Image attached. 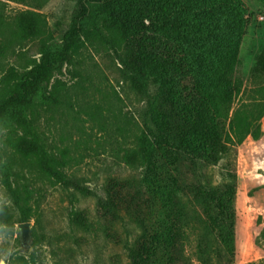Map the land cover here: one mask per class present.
Wrapping results in <instances>:
<instances>
[{
  "label": "rangeland",
  "instance_id": "1",
  "mask_svg": "<svg viewBox=\"0 0 264 264\" xmlns=\"http://www.w3.org/2000/svg\"><path fill=\"white\" fill-rule=\"evenodd\" d=\"M189 1L129 0L115 14L97 8L86 46L57 54L52 75L28 105L0 118V264H29L34 251L40 264H129L124 242L139 236L154 264H216L229 260V230L236 246L231 264H264V117L261 137L247 135L238 145L219 131L236 109L250 116L264 101V0H235L231 9L219 0L215 17L197 19L182 12ZM78 7V0H0V78L11 65L39 58L43 43L58 52ZM234 41L236 90L231 96L219 82L209 101L213 142L192 152L175 132L172 165L150 193L144 166L160 158L149 141L136 145L144 111L159 125L163 95L179 94L186 63L210 54L215 43L225 48ZM56 172L86 180L94 192L74 196ZM109 174L132 184L135 201L124 219H112L99 202ZM10 186L20 190L24 211ZM76 205L89 219L71 214ZM24 216L32 223L27 244L19 228ZM153 234L156 246L148 241Z\"/></svg>",
  "mask_w": 264,
  "mask_h": 264
},
{
  "label": "trees",
  "instance_id": "2",
  "mask_svg": "<svg viewBox=\"0 0 264 264\" xmlns=\"http://www.w3.org/2000/svg\"><path fill=\"white\" fill-rule=\"evenodd\" d=\"M88 2L92 3V7L87 4ZM221 2L219 0L200 2L190 0L187 2L186 7L182 9V12L183 14L185 12L192 19H197L198 15L213 18L217 15L218 5ZM128 4L129 0H78V10L74 15L70 28L63 37V45L58 52L51 49L48 44L43 43L40 48V57H35L30 65L24 67L14 64L2 74L0 78V118L4 117L12 109L22 108L28 105L31 95L37 90L39 84L49 79L52 75L57 54L65 56L76 54L86 46L87 41L91 40L96 30L87 27V22L91 19L95 21L100 19V15L95 13L97 8L105 7L108 12L115 14V7L126 9L129 8L126 7ZM235 6H237L235 0H224L222 4V7L225 9H231ZM237 52L238 43L234 41L229 47L225 48H221L215 43L214 46L212 45L210 54L196 53L198 61L195 59L193 62H187L185 75L178 81L180 83L185 78L179 94L176 95L175 92L173 95L166 92L163 95L162 103L164 105L158 111L159 125L154 124L153 118L147 117L144 111V126L141 129V135L136 138V145L149 141L153 146H156L155 150L160 158V161L156 163L153 157L146 164V168L144 166L145 171L148 170L151 174V181L148 180L147 171L145 172V177H143L146 181L148 180L147 184L150 193L154 185L160 184L156 178L163 177L165 169L172 165V156L174 154L172 149L174 148L171 144V136H176L175 132L178 134L181 133L179 145L185 150L192 152L198 149V145H201L203 150L206 151L204 149L205 144H207L206 142H213V137L208 135L207 131L213 129L216 112L211 109L209 101H211L213 95L216 93L219 82H221L226 93L232 96L235 92L236 87L230 81V77L236 72L238 63L236 57ZM191 69L192 71H190ZM217 72L222 75L221 81L220 77L216 76ZM196 114V119L191 120ZM263 117L264 101L259 102V108L253 111L250 116L243 115L241 117L238 108L229 119L227 128L224 119L219 125V131L222 136L224 135L231 140L230 146L238 145L241 144L247 135H251L254 138L261 137L262 129L260 120ZM22 124L28 130L32 126L26 117L22 120ZM232 134L236 136V139L231 138ZM224 144L222 141V146ZM232 151L233 156H235L236 148H233ZM217 158H224V155L220 154ZM47 173L49 174V172ZM53 176L59 178L63 184L71 185L74 192H94L86 184V180L76 179L75 177H62L59 172H56ZM232 178H236L235 173H233ZM128 180H130L128 177L109 174L107 178V195L105 194L104 196L103 193H100L101 195L98 197L101 206L105 208L107 214L112 219H124L128 214L127 210L131 199L135 201V196L131 194L133 187H131L132 184ZM132 182L136 181L133 180ZM10 190L16 202L22 211H24L25 206L21 203L23 196L20 190L12 188L11 186ZM73 194L75 196L77 193L75 192ZM81 213L85 214L83 219H89L86 216L87 210L81 209L79 205L71 208V214L75 217H78ZM27 219L24 216L23 220L27 222ZM85 226L86 228L90 227V223H86ZM136 226H140V224ZM148 236V241L151 246L159 244V236L155 234ZM228 236L224 239V244L226 245L229 260L217 262L216 264L232 263L236 246L234 239L230 238L232 236H230V230ZM124 245L127 250L129 264H154L155 257L141 247L140 236L136 240L127 239ZM28 263L40 264L35 251L29 258ZM198 263L212 264L210 261L205 262L202 260H199Z\"/></svg>",
  "mask_w": 264,
  "mask_h": 264
},
{
  "label": "water",
  "instance_id": "3",
  "mask_svg": "<svg viewBox=\"0 0 264 264\" xmlns=\"http://www.w3.org/2000/svg\"><path fill=\"white\" fill-rule=\"evenodd\" d=\"M31 226L32 223L29 221L19 224V228L21 230V239L24 244H27L31 240Z\"/></svg>",
  "mask_w": 264,
  "mask_h": 264
}]
</instances>
